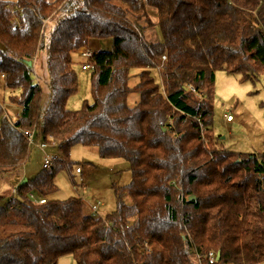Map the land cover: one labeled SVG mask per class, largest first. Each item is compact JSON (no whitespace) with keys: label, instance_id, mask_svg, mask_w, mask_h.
I'll use <instances>...</instances> for the list:
<instances>
[{"label":"trees","instance_id":"16d2710c","mask_svg":"<svg viewBox=\"0 0 264 264\" xmlns=\"http://www.w3.org/2000/svg\"><path fill=\"white\" fill-rule=\"evenodd\" d=\"M155 26L161 41L149 42L144 31ZM93 40L113 48L86 59L93 103L70 111L74 56ZM219 71L241 81L264 76V0H0V78L14 92L10 104L25 109L11 121L0 104V179L23 173L27 133L61 152L16 196L0 197V264H58L69 255L77 264H200L210 254L214 264L263 263L264 155L217 141ZM77 145L130 163L132 182L116 189L106 219L88 215L81 198L51 199Z\"/></svg>","mask_w":264,"mask_h":264},{"label":"rangeland","instance_id":"374dc122","mask_svg":"<svg viewBox=\"0 0 264 264\" xmlns=\"http://www.w3.org/2000/svg\"><path fill=\"white\" fill-rule=\"evenodd\" d=\"M14 3L17 0H3ZM152 22L156 25L158 15L155 9L148 8ZM50 27V23L47 25ZM149 42L161 41L158 28L152 27L144 31ZM113 48L112 40H93L88 50L93 52L109 51ZM81 51V50H80ZM79 51V52H80ZM75 70L79 76V89L68 103L70 111L82 109L85 101L93 103L91 77L93 70H83L87 63L80 53L74 56ZM36 68L40 73L45 70L44 59L39 57ZM160 74V70H156ZM160 78V77H159ZM139 83L133 78L131 87ZM14 94L5 88V82L0 78V104L7 106L11 121L20 119V108L10 104V96ZM19 94V91H16ZM48 100V93L43 96V104ZM138 94L129 98V106L135 107L139 103ZM5 114V113H4ZM19 115V116H18ZM232 121L228 122V117ZM213 128L217 141L226 150L245 155H264V76L254 80L241 81L240 76L219 71L215 79ZM61 155L56 144L47 145L44 150L38 145H31V158L22 174L0 179V197L9 200L14 197V191L25 181L35 178L44 170L45 158L54 160ZM71 169H60L56 184L58 192L51 197L53 200L64 201L71 197L81 198L87 214L106 219L116 210V189L125 187L132 182L130 163L123 159H103L98 148H87L81 145L71 149ZM81 168L83 174H78ZM127 205H133L132 199H125ZM99 206V213L93 215L90 208ZM136 218L131 221L135 223ZM58 264H77L72 255L61 258ZM261 264H264L261 263Z\"/></svg>","mask_w":264,"mask_h":264},{"label":"built area","instance_id":"2783aa9c","mask_svg":"<svg viewBox=\"0 0 264 264\" xmlns=\"http://www.w3.org/2000/svg\"><path fill=\"white\" fill-rule=\"evenodd\" d=\"M80 53V55L84 58V59H90V58H92V56H93V53H92V51H90V50H88V49H86V48H83V49H81V51L79 52ZM163 61H166V57H164L163 58ZM83 70L84 71H86V70H94V67L92 66V65H87V66H84L83 67ZM157 70H161V68H158ZM190 90L192 91V92H194L195 94H197V91L191 86L190 87ZM198 95V94H197ZM3 110H4V113H5V115L10 119V114H9V112H8V110H7V106H5V105H3ZM24 111H25V109L24 108H21L20 109V113H19V115H21V114H23L24 113ZM18 115V116H19ZM11 120V119H10ZM232 121V117H228V122H231ZM202 132L204 133L205 132V129L202 127ZM27 135H28V137H29V141H30V144L31 145H38L39 146V148L40 149H42V150H44L45 148H46V144L45 143H42V142H37L36 141V138L33 136V135H30L29 133H27ZM55 161H56V159L54 160L53 158H51V157H49V156H46V158H45V164H44V169H46V170H50L52 167H53V165L55 164ZM77 173L78 174H82L83 173V171H82V169L81 168H78L77 169ZM17 195V190H15L14 191V196H16ZM31 198L35 201V202H38V203H40V204H46V200H44V199H37V198H35L33 195L31 196ZM99 206H94V207H91V211H92V213L94 214V215H97L98 213H99ZM146 248H148L147 250H149V247L146 245ZM198 261H199V263L200 264H202L203 262H205V261H209L210 262V264H214L215 262H216V257H215V255H213V254H210L209 256H198Z\"/></svg>","mask_w":264,"mask_h":264},{"label":"water","instance_id":"95a60500","mask_svg":"<svg viewBox=\"0 0 264 264\" xmlns=\"http://www.w3.org/2000/svg\"><path fill=\"white\" fill-rule=\"evenodd\" d=\"M30 65H32L31 63H30ZM28 181H25L23 184H26ZM194 199V197H192L190 200H193ZM220 259V256H218V260Z\"/></svg>","mask_w":264,"mask_h":264},{"label":"crops","instance_id":"0c3cea01","mask_svg":"<svg viewBox=\"0 0 264 264\" xmlns=\"http://www.w3.org/2000/svg\"><path fill=\"white\" fill-rule=\"evenodd\" d=\"M231 117V116H230ZM83 174V173H82ZM90 211H91V208H90ZM91 213H92V211H91Z\"/></svg>","mask_w":264,"mask_h":264}]
</instances>
